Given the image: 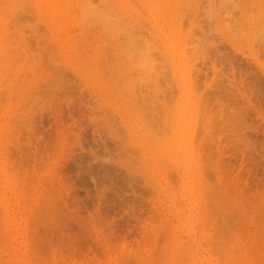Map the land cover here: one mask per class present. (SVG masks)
I'll list each match as a JSON object with an SVG mask.
<instances>
[{
    "label": "rangeland",
    "instance_id": "obj_1",
    "mask_svg": "<svg viewBox=\"0 0 264 264\" xmlns=\"http://www.w3.org/2000/svg\"><path fill=\"white\" fill-rule=\"evenodd\" d=\"M31 1L5 0L4 2V0H0V6L3 5L2 9L0 7V11L3 10V13L7 10L11 11V14L6 15L5 13L3 14L0 12L3 15L2 17L0 14V28L4 30L5 28L2 27H5L6 25L8 30V32H6V29L4 30L5 33L3 34V38L5 39L0 40L2 42L0 43V47H3V52H1V50L0 52L5 55L7 54L6 57L4 55L5 58H7L8 55L16 58H13L12 61V57L8 56L11 58V61L9 60L10 63L17 62L15 64L13 63L14 66L12 63L10 65L8 64L7 66L9 67L1 63L2 66L0 68V71H3L0 73V80L2 81H0V83L3 87L5 86L3 88L0 85V89H3L0 91V264H161V261L158 260L159 256L157 255H159L158 253L161 252L163 256L160 254V257L163 258L164 254H168V252L171 251V242H169L170 240H166L170 239L171 237V239L174 240L172 241L173 244L171 245L175 248L178 246L176 248L177 250L179 249V251L181 250L184 253L187 252L186 255H188V251L190 252L187 257H185L186 255L184 253L181 255L182 258L180 256V258L183 260L181 263L183 264H193L195 262V264H231L228 262L226 263L220 258V256L223 257V255H218L222 250L221 247H219L220 251H218L219 248L216 247L220 243L219 241H217V243L219 242L217 245L215 241V245L211 246L215 236L218 235H221V238L224 236V240L225 237H227L226 240L236 242L234 244L237 246L236 249L231 248L233 247L232 244L234 242L232 243L229 241L228 244H226L227 241H225L223 245H221L223 247L224 244L228 245L230 251L232 249L236 250V252L232 250L237 256L233 252L232 255L235 256L236 260H239L236 261V264L238 262L239 264H264V241L262 239L261 240L263 242L257 240L259 239L258 236H260V234L257 236L259 233L257 231L261 229L262 225V231H264V33H262L264 32V20L262 22L261 18L263 16L262 14H259H264V7L262 8L260 2L262 0H230L231 3H227V5L226 2H229V0H226L225 3H222L224 0H219L218 2L216 0L215 3L214 0H210L211 2L208 0H137L136 4V0H123V2L122 0H113L114 2L112 0H107L110 1L109 3H105L106 5L107 3L110 4L108 7L111 6V3L112 6L110 8H114L113 3L116 4L115 7H118L117 4H120L121 10L118 9L119 7L117 10L114 8L116 11H113V9H110L109 11V9H107V12L110 14L108 15L107 12H104L105 16L103 17L108 16L107 19L109 20L110 18L111 20V18L114 16L112 13L115 12V16L116 14H119L116 18H118V22H120L122 19V21H124L125 16H128V14L130 15L126 18L127 21L125 22H128V24L124 23L126 24L125 26L122 25V22V26H120V23H116L117 19L116 22L113 21L117 24V26L119 25L120 27L117 29L115 28L116 26H114V29L118 31L119 34L122 32V30H124L123 28L121 30V27L128 29L127 31L125 29L122 35L120 34L122 38H124L126 35H128V37L130 36L129 38L127 37L124 39L127 40L126 42L121 39L119 34H116L117 32H114L115 30H112L114 24H112V20L109 24V27H112L111 29H108L109 27L107 24L109 22L107 23L105 19H101L102 16L99 18L100 15L98 14V17L96 18H99L101 21H96L98 23L94 24L96 18L93 16V14L91 15V13H87L91 9L90 5L95 6L94 4L96 3H99L96 5H100V8L101 3H103L101 10L105 11V4L103 0H101V3L99 0H89L88 2L92 1L91 4L84 2L87 0H84L83 2L80 0L83 5L85 4L84 7L87 11L85 13L83 12L84 8L81 9L83 5L81 4L80 6V1L72 0L73 2H70L72 3L71 5L70 3H67L70 6H67L69 13L67 10V12H64L66 16L64 15L65 18L63 20L61 18V12L63 14V11H60L61 9L58 8L59 10H56L55 14L57 16L59 11L60 15L58 14V18H56L55 14H53V11H55L53 9H57V7L60 5L63 6L65 0H62L64 3H62L60 0V5L57 4V1L59 0H54L56 3H54V5L53 1L50 0L49 3L52 2L51 4L53 5V9L51 8V11L48 9L51 4L46 5L47 1L45 2V0H41L40 3V0ZM34 1L35 6L33 4ZM117 1L120 3H116ZM232 1L234 3L233 5H235L237 2L235 5L236 9L233 7V5L231 6ZM243 1H247V5L245 3L243 4L246 5V7L248 6V9L242 4ZM257 1L260 3L258 4ZM42 2H45V6H42ZM124 2L127 4L125 5ZM192 2L195 9L193 8V5H191ZM198 2L200 5L197 4ZM253 2L255 6H253ZM86 3L89 4L87 7L90 8L86 7ZM203 3L204 5L202 7L201 4ZM211 3L213 6L217 3L215 5L214 11L212 7V9L209 8L210 5L212 6ZM219 4H224V6L226 5V7H224L225 10L223 6H220ZM39 5L42 6V8L44 7L45 12L42 10V8V13L39 11ZM77 5H79L80 8H78ZM131 5L135 7L136 5L139 6L135 8ZM46 6L48 7L47 10L45 9ZM61 6L60 8H62ZM229 6H231V8ZM258 6L262 8V10H259ZM6 7L7 10L4 9ZM9 7L10 9H8ZM13 7L15 14L14 11H12ZM170 7L173 8L171 9ZM219 7L223 8L221 9L222 12L220 11ZM237 7L239 10H241V12L239 11L240 13L238 12ZM255 7L258 8L259 13L257 14L255 13ZM65 8L66 7L64 6L63 9ZM96 8L98 7L96 6ZM100 8L97 10L101 12ZM138 8H140V10ZM189 8H191V10ZM197 8H199L198 12ZM150 9L152 12L149 11ZM188 9L189 13L191 11L190 15L192 14L189 21L186 18L190 16L185 12ZM78 10L84 15L81 13L78 14ZM92 10L93 9H91V12H93ZM124 10L127 15L125 12L123 14ZM226 10H229V13ZM10 11L6 13H10ZM49 11L50 13L52 12L49 15L52 16L53 14L55 16L54 18H52L53 16L51 17L48 15ZM235 11H237L238 14L242 13V18L240 15L235 13ZM184 12L188 17L185 15L183 17L186 18L182 17ZM196 12L198 13V16ZM219 12L221 14H218ZM226 12L228 15H226ZM93 13L94 15L97 14L95 12ZM120 13L124 15L121 16L122 18H120ZM146 13L147 15H145ZM46 14L49 17V20L46 18ZM87 14L91 15L90 19L93 16L95 20L88 19L89 16H85ZM230 14L232 15L230 16ZM43 15L46 19L43 17ZM101 15H103L102 12ZM195 15L196 17L194 18ZM223 15H226L227 17H224ZM236 15L237 18L239 17V20L241 18L240 21L235 18ZM78 16L81 19L83 16H85L87 21L85 20V22L83 21L84 23H82V20H80ZM206 16L208 17L207 19ZM210 16L213 17V19L215 18V21L210 20L212 19ZM14 17L16 18L14 19ZM129 18L132 19L130 20ZM225 18H231L234 19V21L229 19L228 23L225 24L223 23L226 20ZM52 19L57 20L53 21ZM163 19H165L164 22ZM46 20L49 22L47 23ZM92 20H94V22H92ZM138 20H140V23L138 22L139 24L137 23ZM182 20H184V27L181 23ZM10 21L13 22L14 26ZM102 22H104V24L107 26L106 27L104 25L107 30L102 25V28L100 27V23ZM229 22H232V24H229ZM73 23H75V26H73ZM92 24L95 28H104V31L106 30V32L112 30L109 34L113 32L112 35H118L119 39L123 41L124 45L128 44L129 47L131 46L130 48L127 46L126 49H134L136 52L137 48L138 51L136 53L130 50L126 51L123 45L125 54H123V51H121V53L124 55V57L122 56L120 59V54L117 53L119 60L115 59L116 61H114L113 58L117 57L116 52H120L121 50L122 46L120 47V50L118 46L122 45V42H120V44L118 43V37L115 38L112 37V35L110 36L113 38V40L115 38L114 41L116 42L113 43L119 44L116 51L115 44L112 45V39L109 40L108 38L109 34L107 33V36L105 35L107 39L105 36L102 37L101 34L105 32L102 30L100 31L102 33H97L99 32L98 28L97 30H94V28H91ZM235 24H237L238 29H235ZM77 25H81L80 28L83 27V30L85 29L84 27L87 26L96 32L94 33L89 28L91 32H88L89 34L87 35L86 31L89 30L85 29L86 33L80 30L81 33H85L88 37L87 41H85L86 39L82 37L83 34H80V31H78L79 28L77 27L79 26ZM253 25L257 30L252 29L254 28ZM128 26L130 27L128 28ZM138 26H141V28ZM180 26H182V28ZM193 26H196V28L200 29V31L196 30L195 28L194 29L197 32L194 31L192 28ZM227 26H233L234 31H232V28H230L232 30L227 29ZM71 27H76L75 30L78 29V35L80 34V37L83 38H80L83 40V45H81L82 43H79L82 40L78 39L79 36L76 33L77 31L75 32L74 28L72 29ZM148 29H151L152 32L151 30L148 31ZM54 30H56L58 33ZM119 30L121 32H119ZM237 30L240 32H238V36H232V33H234L233 35H237V33H235ZM16 31L19 33L22 32L20 34L21 36L18 34V32L16 33ZM140 31L142 33L139 35L138 33ZM192 31L194 32L191 33ZM126 32H128V34L125 35L124 33ZM164 32L167 33L164 34ZM201 32L202 35L207 34V38L205 35L202 36ZM259 32L262 35H260ZM2 33H0V39H2ZM208 33L210 34L208 35ZM23 34L24 36H22ZM239 34L241 35L240 37ZM148 35H150V38H148ZM186 35L188 37L192 36V38L188 39ZM199 35L202 36V40L204 39V42H201L202 40L197 41L200 39ZM135 36L136 38H134ZM258 36H260V38H258ZM74 37H76L79 41H77L76 38L74 39ZM193 37L198 38H194L193 40ZM90 38H94L92 39L93 41H90L91 43L88 42V40H91ZM101 38L111 41L112 44H104V40L102 41ZM205 38L208 39V42L214 45L212 46L211 44H208L207 41L205 44ZM139 39H142L141 41L144 42V44L142 42L143 45L147 44L146 47L140 44L141 41H137ZM155 39L157 41H155ZM236 39L240 40L237 41ZM100 40L105 45H103L104 47L100 46L102 45V43H99L101 42ZM148 40L149 42L146 43ZM188 40L190 43L187 42ZM16 41H18V43H16ZM24 41H26V43ZM109 41L108 43H110ZM85 42L88 43L87 46L89 51L85 50L87 44ZM199 42L201 43V46H199L200 49H196L199 44L196 46V48L194 47V44ZM4 43H7V45L9 44L8 46L11 48L10 54L7 53V51L9 52V48L6 49L8 46H6ZM161 44L164 47L160 46ZM75 45H79V47L82 48L77 50L79 51V54L76 51L77 46ZM20 46L25 47L22 49ZM106 46L110 48L107 50ZM112 46H115L114 49ZM99 47L101 50L105 49L103 50L102 56V51L99 49ZM140 47H142V50H144L139 51V49L141 50ZM153 47L154 49L152 50ZM156 47L158 49H156ZM192 47L194 48L192 49ZM240 47L241 49H239ZM202 48L205 49V51L211 50L209 53L214 52L217 54L216 57L215 54L213 55V53L210 54V56L207 51V53H205L207 55L205 60H202V57H205L202 56L204 53ZM214 48L217 50H213ZM194 49L198 51H195ZM4 50H6V53ZM192 50H194L197 54L195 55ZM98 51H101L100 54ZM109 51L113 53H109ZM217 51H219V55ZM129 52L130 54L131 52L135 54H131V59L135 58L134 61L125 59V55H127V58L128 55L130 56V54H128ZM143 52L144 55H142ZM152 53H158L159 56L155 55L153 60L152 58H149V56L152 57ZM191 53L192 55H195L193 56L194 58L191 57ZM16 54H18V56ZM83 54H85L86 57ZM139 54L141 55L140 57H142L141 61L148 60L150 62L152 59L151 61L154 64L150 62L152 63L150 66L148 61V65H146L147 63H144V66L141 67L142 69L144 68V72L141 69L143 74L141 73V76H138L137 71L140 68L139 66L143 64H140L142 62L137 61V66L139 68L136 67V75L134 74L133 76L130 74V72H128V70L132 71L131 68L132 66H135L134 62L137 60V58L140 60L138 57ZM98 55L102 57V60H105L103 62H105L106 65H104L105 67L102 66L104 67L102 68L103 70L100 68L101 65H103V62H100L102 60L98 59ZM104 55L106 57H104ZM108 55H112V58L108 57ZM199 55L202 57H199ZM90 56L91 59L89 58ZM107 57L108 61L106 59ZM160 57H163L162 60ZM1 58L3 61L0 60V62L5 63V58H3V56ZM86 58H88V61ZM200 58L201 60L199 61L198 59ZM109 59H111L113 63L115 62L114 65L116 69H112V71L108 69L111 68L110 65L112 68H114L112 61L110 62ZM187 59L190 60V62L187 61ZM214 59L216 60L215 64H213ZM120 60L124 64L123 65L120 63L122 65L121 69H119L120 64L116 65L120 62ZM96 61H99L98 63H101V65H97ZM196 61L197 63H195ZM90 62L92 64L94 63V65H90ZM129 62H133L131 68L128 67ZM156 62H159L157 63L158 68L156 66ZM80 63H83L81 64L82 66ZM160 63H164V65L167 63V65H162L163 69H161ZM202 63L203 65H200ZM86 64L89 65L91 70L90 72L88 70V65ZM125 65L128 68H125ZM98 67L101 70H99ZM145 67L147 70H145ZM192 67H194L193 70H191ZM134 68L135 67H133V69ZM5 69H8V71H5ZM122 69H125V75V72ZM149 69H151V71ZM153 69L158 70L156 72L157 74L155 72L153 74ZM165 69L168 71H165ZM92 70L96 74L92 72ZM98 70L101 71V73ZM121 70L123 74H121ZM146 71H148V73ZM160 71L161 74L159 75L158 73ZM145 72L147 73L148 77H146V75L144 76ZM162 72L164 74L166 73L164 77ZM3 73L4 75H2ZM113 73H115V76L117 74L119 75L116 77V79L118 78L116 83H125L117 86L118 83L116 84L114 82L115 78L112 81V83L114 82L113 84H115L118 89L119 87H122L120 89V91L123 90L121 91L122 93L120 91L118 92V89L112 90L111 93H109L110 91L104 90L106 89L104 86H106V84L111 80L110 77L113 78ZM129 74L136 79V83L131 84L134 82V79H132L133 81L127 80L131 79ZM8 75H13V77ZM15 75L18 76V79ZM103 75L105 77L107 75V79L109 77L110 80L107 82V79H102L101 76ZM155 75L158 76V78L157 76L155 77L156 80L154 78ZM189 75L192 76L190 77ZM124 76L125 78H123ZM149 76L153 79L151 78L149 81H147L146 78L149 79ZM97 77L101 79L98 81ZM161 78L162 81L164 80V83L165 81L166 83L168 81L169 84H164L161 81ZM124 79L127 81V83L130 81V84L133 86L128 88V84H126ZM102 80L103 85H100V81ZM138 80H143L144 82L147 81V85L145 84L146 82L143 83L139 82ZM18 81H21L19 82L20 84ZM96 81L99 84L96 83ZM141 83L145 85L142 86ZM135 84H137V86ZM149 84L153 86V90L152 86L150 87ZM160 84H162L161 86L164 89L160 87ZM191 84L193 86L195 85L194 87L197 89L196 91L194 87L191 86ZM8 85L11 86V90L6 92V96L5 90L9 89ZM12 85H14L13 88L16 87L14 88L16 91L13 90L14 92L12 91ZM115 85L111 86L110 84L109 86L115 88ZM126 87L127 90L125 91ZM142 88H144V92L142 91ZM128 89L129 92L132 91L131 94L134 93L135 95H129L127 92ZM145 89H151V91H145ZM161 89L162 91H160ZM107 90H110L108 86ZM114 91L117 93L114 94ZM138 91L139 93H137ZM140 91H142L143 94ZM193 91L196 93H193ZM15 92L17 93L16 95L18 97H16ZM157 92L160 93L158 94ZM124 94L125 96L129 95L130 99L128 98L129 96L125 98V100L122 99L124 98L122 97ZM149 94L154 99L151 98ZM140 95H145L147 101L143 96L140 97ZM14 96L15 98H13ZM135 96H139V99L142 100L145 99V102H141V100H139V103H144V106H140L138 103V97L136 98ZM1 97H4V101L1 99ZM198 98L202 101H200ZM12 99L15 100L12 101ZM120 99L123 103L120 101ZM129 100L132 104L129 103ZM127 101L131 106L127 103ZM1 102H4V104H1ZM133 104L137 106H133ZM197 104L199 105L197 106ZM10 105H12V107ZM121 105H123V107H121ZM129 106L130 108H125ZM146 106H148L147 108L149 109L144 108ZM211 106L213 107L211 108ZM139 107L140 109L144 108L143 110H149L148 112L150 114L146 111H143L142 109L139 110ZM135 108H137L139 112ZM127 109H130V111H127ZM158 110L159 113L157 114ZM141 111L145 114V116L143 113V115L140 116ZM165 111H168L167 113L169 114V121H166L168 114ZM129 116L131 119H129ZM149 118H151L153 122H151ZM153 119H155V121ZM130 121L136 124H131ZM153 123L155 126L158 125L157 128ZM2 124L6 127H4V132L1 130L3 128ZM123 124L125 125L123 126ZM150 124H152L156 130L152 128L154 129L152 131L151 127L149 128V126H151ZM167 124L170 125L168 126ZM136 125H138V128H140L138 129ZM133 126L134 129L135 127L137 129H132ZM159 128L161 131L158 130ZM163 130H167L168 134ZM139 131H141L140 135ZM145 132L147 135L149 134V140L152 136L151 139L153 142L156 141L157 143L155 142V144L159 145L154 147L158 146L159 148H164V150L160 148L161 151H165V156H169L171 161L174 160L173 162H168V157L163 158L164 160H160V156L164 157V154L158 156V153H161V151L158 147V149L153 148V144L151 146L150 143L152 142L147 140L148 136L145 134ZM160 132L161 134H159ZM135 133L139 136L137 135L136 137ZM155 133L158 135L155 136ZM131 136L132 141L130 140ZM140 139H142L141 142ZM164 139L168 142H166ZM194 139H196V145L192 142ZM148 145L149 147H146ZM167 146L170 149H168ZM174 147L177 152H174ZM148 148L150 149V153H148ZM155 149L156 151L159 150V152H155ZM146 155L148 156V159ZM152 155L156 157H153L156 159L155 161H153L154 159L151 158ZM187 159L189 160L188 163ZM162 160L164 163L166 160H168L166 162L168 164L165 163L164 165ZM182 161L187 165H184ZM156 163L157 165L159 164V167L156 165ZM192 165L194 167H192ZM185 166L186 168H184ZM189 167L193 169H190ZM184 169L188 171L185 172ZM189 171L190 175H192L193 172L195 174L194 182H192L195 184H193V187L192 183H188V179L190 178H188V175L186 174H188ZM203 180L206 181L207 186L205 187V191L209 188H213L211 192V189H209V198L207 200L210 201L209 203L215 206L214 208L211 205L214 210L211 206H209L208 210H210V213L213 212L211 213L212 215H210V213L207 214L209 212L207 210V205L209 203L207 204V201L205 203V200L207 199L205 198L207 197V195L205 196L206 192L202 193V190L204 191V187L201 184ZM203 184L205 186V183ZM200 185L203 188H200ZM190 187L196 190L191 192ZM188 189L190 192H188ZM174 192L177 194H174ZM189 193L191 194L190 196ZM197 196L199 197V202H197ZM201 197H203V205L201 204ZM213 198H215V203H212ZM195 203H197V205ZM201 205L206 209L204 208L202 210ZM218 206L220 207L219 209L223 210H220V212L219 209L216 210ZM200 208L202 212L199 211ZM205 210H207V213ZM198 211L202 213V216L204 214L207 216L202 217ZM218 212L221 214V216ZM197 222L201 223L199 224L201 227ZM228 230H230L231 233L228 232ZM212 232H214L215 235H212ZM232 233H234V236L237 234L238 236H236L238 238H236V236L234 237L233 235L231 236ZM262 234L263 235L260 236V238L264 237V232ZM209 235L213 237L211 238L213 240L209 238ZM195 238H198L199 240ZM207 241L211 243L208 244ZM222 242L223 241L221 240V243ZM166 245L169 246L167 247ZM163 246L166 248L164 249ZM225 247L222 252L227 251V248L225 249ZM162 248L168 252L162 253V251H164ZM148 252L150 254L149 256ZM192 253H195L196 257ZM166 260H168V257ZM169 261L171 263L172 260L169 259L168 262ZM178 263L180 264V260Z\"/></svg>",
    "mask_w": 264,
    "mask_h": 264
},
{
    "label": "bare ground",
    "instance_id": "obj_2",
    "mask_svg": "<svg viewBox=\"0 0 264 264\" xmlns=\"http://www.w3.org/2000/svg\"><path fill=\"white\" fill-rule=\"evenodd\" d=\"M9 1H10V0H9ZM30 1H31V0H30ZM38 1H39V0H38ZM43 1H44V0H43ZM46 1H47V2H46ZM52 1H53V5H54L55 2H54V0H52ZM63 1H64V0H63ZM71 1H72V0H70V1H69V0H65V3H66V5H65V3L62 2V0H61V2L64 3L63 6H61V5L59 4V2H60V0H59V1H57V4L60 5L62 8H60V6H58L57 9H56V8L53 9V5L51 4L52 2L49 3L50 0H49V1H48V0H45L46 5H47V4H49V5L51 4L49 8L46 6L45 9L47 10V8H48V9L51 11V8H52L53 10H55V11L52 10V11H53V14H55L56 10L61 9L60 11H63V14H62V12H61V16H62L61 18H62V20H63V19L65 18V16H66L64 12H67V11L69 10V9L67 8V6H69L68 4H69ZM79 1H80V0H79ZM83 1H84V0H82V2H83ZM88 1H89V0L84 1V2H88ZM103 1H104V4H105L106 2H108V3L110 2V1H107V0H106V1L103 0ZM112 1H113V0H112ZM119 1H120V0H119ZM119 1H117L116 3H118ZM128 1H129V0H128ZM132 1H133V0H132ZM132 1H131V2H132ZM134 1H135V0H134ZM139 1H140V0H139ZM155 1H156V0H155ZM160 1H161V0H160ZM188 1H189V0H188ZM192 1H193V0H192ZM196 1H198V0H196ZM206 1H207V0H206ZM208 1H210V0H208ZM215 1H216V0H214V3H215ZM218 1H219V0H217V2H218ZM221 1H222V0H221ZM225 1H226V0H224V2H222V3H225ZM254 1H255V0H254ZM259 1H260V0H259ZM4 2H5V0H4ZM6 2H7V1H6ZM25 2H26V1H25ZM31 2H32V1H31ZM36 2H37V1H36ZM40 2H41V0L39 1V3H40ZM45 2H42L43 5H42V4H40V5L45 6ZM72 2H73V1H72ZM93 2H94V1H93ZM99 2L101 3V0H99ZM113 2H114V1H113ZM122 2H123V0H122ZM131 2H130V3H131ZM174 2H175V1H174ZM199 2H201V1H199ZM199 2H198L197 4H199ZM210 2H211V1H210ZM246 2H247V1H245V2L243 1L242 4L245 3V4L247 5ZM257 2H258V1H257ZM260 2H261V6H262V8H263V7H264V2H263V0L260 1ZM260 2H258V4H259ZM10 3H11V2H10ZM17 3H18V2H17ZM19 3H20V2H19ZM67 3H68V4H67ZM88 3L91 4L92 1H91V2H88ZM95 3H96V2H95ZM108 3H107V5H106V4L104 5L106 9H105L104 6H103V8H104L105 11L101 10V9H102V4H103V3H101V8L99 7L100 5H96V4H99V3H96V4L93 3L95 6H91V5H90L91 9H93L92 11L95 12V13H97V14H95L96 16L94 15L93 12H91V9L89 10L90 12H89V11L87 12L86 9H85V7H84L85 4L83 5V3H81V1H80V6H81V4H82L83 7H82L81 9L84 8V9H83L84 11H83V10H81V11H83L84 13H85V12H87V13H91V15L93 14V16H94L95 18L98 17V16H97L98 14L100 15L99 18H101V16H102L101 19H105L107 23L109 22L108 24L106 23V24L108 25V27H109V24H110V22H111V20H112V24L114 23V24H113V27L110 26L108 29H111V27H112V28H113V29H112L113 31L115 30V29H114V26H116L115 28H117V29L120 28L119 25L117 26L116 23H118V24L120 23V26H122V25L125 26L126 24H128V22L126 23L125 21H127L126 18L130 16L129 14H128V16H125L124 21H122V20H123V19H122L120 22H118V18H116L119 14H118V15L116 14V16H115V14H114L115 12L112 13V15H114V16L112 17L113 19L111 18V20H110V18H109V20L107 19V17H108L107 15H106L107 17H103V16H105L104 12H107V11H108L107 9H109V11H110V9H111V10L113 9V11H116L118 7H119L118 9H120V7H121L120 4H117L118 7H115L116 4L113 3V7L116 9V10H114V8H110V7L112 6V3H111V6H110V7H108V6L110 5V4H108ZM119 3H120V2H119ZM133 3H134V2H133ZM136 3H137V0H136L135 4H136ZM187 3H188V2H187ZM220 3H221V2H220ZM227 3H231L230 0H229V2H228V1L226 2V5H227ZM248 3H249V2H248ZM0 4H1V3H0ZM2 4H3V3H2ZM22 4H23V3H22ZM33 4H34V6H35V1H34ZM33 4H32V5H33ZM37 4H38V3H37ZM55 4H56V3H55ZM71 4H72V3H70V5H71ZM73 4H74V3H73ZM86 4H87V3H86ZM121 4H123V3H121ZM124 4L126 5L127 3L124 2ZM124 4H123V5H124ZM135 4H134V5H135ZM149 4H150V3H149ZM181 4H182V3H181ZM188 4H189V3H188ZM188 4H187V5H188ZM211 4H212V3H211ZM216 4H217V3H216ZM216 4H214V6H213V4H212V6L209 4L210 7H209V6H207V7H209V8L212 7V8H213V11H214V8H215V5H216ZM233 4H234V3H233V1H232L231 6H232ZM236 4H237V2H236ZM236 4H235V5H236ZM255 4H256V3H255ZM12 5H13V3H12ZM30 5H31V4H30ZM30 5H29V7H30ZM40 5H39V6H40ZM49 5H48V6H49ZM88 5H89V4H87L86 7H87ZM128 5H129V4H128ZM172 5H173V4H172ZM191 5H193V2H192ZM199 5H200V4H199ZM201 5H202V7H203L204 3L201 4ZM206 5H207V3H206ZM219 5H220V4H219ZM219 5H218V6H219ZM221 5H222V4H221ZM221 5H220V6H221ZM226 5L224 6V4H223V5H222L223 8L226 7ZM235 5H233L234 8L236 7ZM243 5H244V4H243ZM246 5H244V7L248 9V6L246 7ZM2 6H3V5H2ZM2 6H0L1 9H2ZM16 6H17V5H16ZM16 6H14V7H16ZM21 6H22V5H21ZM39 6H38V7H39ZM42 6H40V10H39V11H41V13H42V10H44V7L42 8ZM51 6H52V7H51ZM64 6L66 7L65 9H63ZM96 6H97L98 8H96ZM106 6H107V7H106ZM131 6H133V5H131ZM137 6H139V5H136V7H137ZM140 6H141V4H140ZM231 6H229V7L231 8ZM237 6H238V5H237ZM253 6H255V5H254V2H253ZM10 7H11V6H10ZM10 7H9L8 9H10ZM14 7H13V10H12V11H14ZM23 7H25V6H23ZM32 7H33V6H32ZM69 7H70V6H69ZM77 7L80 8L79 5H77ZM90 7H87V8H90ZM93 7H95V8H93ZM127 7H128V6H127ZM133 7H135V6H133ZM136 7H135V8H136ZM188 7H190V6H188ZM191 7H192V6H191ZM229 7H228V8H229ZM233 7H232V8H233ZM258 7H259V6H258ZM25 8H27V7H25ZM33 8H34V7H33ZM41 8H42V10H41ZM58 8H59V9H58ZM99 8H100V10H101V12H102L103 15H101V12H100L99 10H97V9H99ZM140 8H141V7H140ZM140 8H138V9L140 10ZM170 8L172 9L173 7H170ZM186 8H187V6H186ZM186 8H185V9H186ZM193 8H194V5H193ZM212 8H211V9H212ZM219 8H220V7H219ZM223 8L221 7V8H220V11H221V9H223ZM228 8H227V9H228ZM230 8H229V9H230ZM237 8H238V7H237ZM241 8H242V7H241ZM252 8H253V7H252ZM252 8H251V10H252ZM255 8L257 9V12H256V9H255V13H256V14L259 13V12H258V8H257V7H255ZM262 8L259 7V10H262ZM4 9L7 10V7L4 8ZM37 9H38V8H37ZM70 9H71V8H70ZM94 9H95V11H94ZM142 9H143V8H142ZM142 9H141V10H142ZM160 9H161V8H160ZM189 9L191 10V8H189ZM189 9H188L187 11H185V12L188 13L190 17H188L187 15H185V12H184V14L182 15V17H183L184 15H185L186 17H188V18L183 17V18H186L188 21L191 19V15H192V14L190 15L191 11H190V13H189ZM194 9H195V8H194ZM198 9H199V8H197V12H198ZM207 9H208V8H207ZM211 9H209V10H211ZM217 9H218V8H217ZM235 9H236V8H235ZM247 9H246V10H247ZM33 10H34V9H33ZM66 10H67V11H66ZM79 10H80V9H79ZM79 10H78V12H77L78 14L81 13V12H79ZM120 10H121V9H120ZM125 10H126V6H125ZM125 10L123 11V14H124ZM127 10H128V9H127ZM143 10H144V9H143ZM161 10H162V9H161ZM181 10H182V9H181ZM224 10H225V8H224ZM231 10H232V9H231ZM246 10H245V11H246ZM2 11H3V10H1L0 12H2ZM9 11H10V10H7L6 12H9ZM50 11H49L48 15L52 13V12L50 13ZM149 11H151V9H150ZM182 11H183V10H182ZM203 11H204V10H203ZM205 11H206V10H205ZM207 11H208V10H207ZM213 11H212V13H213ZM226 11H228V13H229V10H226ZM239 11L241 12V10H239V8H238V12H239ZM253 11H254V10H253ZM6 12H4L5 15H6V14H11V11H10V13H6ZM44 12H45V10H44ZM98 12H99V13H98ZM111 12H112V11H111ZM118 12H119V11H118ZM144 12H145V11H144ZM151 12H152V11H151ZM197 12H196V13H197ZM221 12H222V11H221ZM232 12H233V11H232ZM240 12H239V13H240ZM251 12H252V11H251ZM2 13H3V12H2ZM2 13H0V14L2 15ZM4 13H3V14H4ZM35 13H36V12H35ZM68 13H69V11H68ZM107 13H108V12H107ZM116 13H117V12H116ZM226 13H227V12H226ZM226 13H225V14H226ZM228 13H227L226 15H228ZM230 13H231V12H230ZM235 13H237V11H235ZM243 13H244V12H243ZM14 14H15V11H14ZM43 14H44V13H43ZM53 14H52L53 17H52L51 15H49V16H51L52 18H54V17L56 16V14H55V16H54ZM58 14H59V11H58ZM58 14H57L56 18H58ZM81 14L84 15L83 13H81ZM109 14H110V13H108V15H109ZM123 14L120 13V18H122L121 16H124ZM125 14H126V12H125ZM143 14H144V13H143ZM206 14H207V13H206ZM210 14H211V11H210ZM210 14H209V15H210ZM213 14H214V13H213ZM218 14H221V13L219 12ZM237 14H238V13H237ZM246 14H247V12H246ZM256 14H255V15H256ZM259 14H260V15L262 14V16L264 17V14H263V13H259ZM1 15H0V16H1ZM40 15H41V14H40ZM46 15H47V14H46ZM48 15H47L46 18H48V20H49ZM59 15H60V14H59ZM64 15H65V16H64ZM71 15H72V14H71ZM91 15H90V14H89V15L87 14V15H85V16H89L88 19H90V16H91ZM126 15H127V14H126ZM145 15H147V13H146ZM207 15H208V14H207ZM226 15H225V16L223 15V16H224V17H227ZM231 15H232V14H230V16H231ZM233 15H234V14H233ZM238 15L241 16L242 13H241V14H238ZM35 16H36V15H35ZM63 16H64V17H63ZM79 16H80V15H79ZM79 16H78V17H79ZM85 16H83L84 19H83V18H82V19L80 18V17H82V16L79 17L80 20H82V21H81L82 23H84L85 20H86V19H85V18H86ZM93 16H92L91 19H94V20H95V18H94ZM160 16H161V13H160ZM162 16H163V15H162ZM197 16H198V13H197ZM211 16H212V14H211ZM211 16H210V18H212V19H210V20L215 21V18L213 19V17H211ZM220 16H221V15H220ZM251 16H253V15H251ZM262 16H261V17H262ZM2 17H3V15H2ZM4 17H5V16H4ZM9 17H10V15H9ZM43 17H44V15H43ZM78 17H77V18H78ZM109 17H110V16H109ZM114 17H115V19H114ZM170 17H171V15H170ZM195 17H196V15L194 16V18H195ZM228 17H229V16H228ZM233 17H234V16H233ZM233 17H232V18H233ZM258 17H259V16H258ZM263 17L261 18L262 22H263V20H264ZM5 18H7V17H5ZM10 18H11V17H10ZM15 18H16V17H14V19H15ZM44 18H45V17H44ZM46 18H45V19H46ZM59 18H60V17H59ZM99 18H98V19L96 18L95 22H94V20H92V22H94V24H95V23H98L99 21H101V20H99ZM120 18H119V19H120ZM142 18H143V17H142ZM163 18H164V17H163ZM207 18H208V17L206 16V19H207ZM221 18H222V17H221ZM221 18H220V19H221ZM235 18H237V15H236ZM238 18H239V17H238ZM238 18H237V20H239ZM241 18H242V16H241ZM241 18H240V20H241ZM12 19H13V18H12ZM75 19H76V18H75ZM91 19H90V20H91ZM116 19H117V22H116ZM129 19H130V18H129ZM131 19H132V18H131ZM131 19H130V20H131ZM140 19H141V17H140ZM154 19H155V18H154ZM225 19H226V20H225V22H223V23L226 24V23H228L229 19H231V18H225ZM227 19H228V20H227ZM1 20H2V19H1ZM8 20H9V18H8ZM42 20H43V19H42ZM52 20H53V19H52ZM55 20H57V19H54L53 21H55ZM136 20H137V19H136ZM187 20H186V22H187ZM193 20H194V19H193ZM231 20L234 21V19H231ZM240 20H239V21H240ZM254 20H255V18H254ZM259 20H260V19H259ZM261 20H260V21H261ZM37 21H38V20H37ZM43 21H44V20H43ZM59 21H60V19H59ZM83 21H84V22H83ZM86 21H87V20H86ZM96 21H98V22H96ZM102 21H103V20H102ZM113 21H115L116 23L113 22ZM128 21H129V20H128ZM132 21H134V20H132ZM142 21H143V20H142ZM164 21H165V19H163V22H164ZM183 21H184V20L181 21L182 25H183ZM194 21H195V20H194ZM196 21H197V20H196ZM222 21H223V20H222ZM226 21H227V22H226ZM235 21H236V19H235ZM242 21H243V20H242ZM252 21H253V20H252ZM256 21H257V19H256ZM260 21H258V22H260ZM1 22H2V21H1ZM5 22H6V21H5ZM10 22H12V21H10ZM46 22L48 23L49 21L46 20ZM72 22H73V21H72ZM74 22H77V21H74ZM90 22H91V21H90ZM92 22H91V23H92ZM104 22H105V21H104ZM104 22L100 23V27H101V25H102V26L105 25ZM121 22H122L123 24H122ZM134 22H136V21H134ZM138 22L140 23V20H138L137 23H138ZM173 22H174V21H173ZM236 22H237V21H236ZM14 23H15V22H14ZM124 23H126V24H124ZM139 23H138V24H139ZM141 23H142V22H141ZM145 23H146V22H145ZM211 23H212V22H211ZM230 23L232 24V22H229V24H230ZM234 23H235V22H234ZM252 23H253V22H252ZM252 23H251V25H252ZM8 24H9V23H8ZM8 24H7V25H8ZM15 24H16V23H15ZM19 24H20V23H19ZM35 24H36V23H35ZM54 24H55V23H54ZM71 24H72V23H71ZM74 24H75V23H73V26H75ZM80 24H81V23H80ZM87 24H88V23H87ZM87 24H85V25H87ZM121 24H122V25H121ZM132 24H133V23H132ZM135 24H136V23H135ZM147 24H149V23H147ZM240 24H241V22H240ZM249 24H250V23H249ZM257 24H258V23H257ZM259 24H260V23H259ZM262 24H263V23H262ZM2 25H3V24H2ZM12 25L14 26L13 22H12ZM24 25H25V24H24ZM81 25H83V24H81ZM81 25H77V26H79V27H77V28H79V30H78V29H77V30H78V31L81 30L82 32H85V29H86V30H89V31H86L87 33L85 32L87 35L89 34L88 32H91V30L94 32V30H95V29L97 30V28H98V27H97V28L93 27V24H92V27H91V28H94V30L91 29V28L89 27V28L91 29V30H90V29L87 27L88 25L86 26L87 28L84 27L85 29L83 30V29H82L83 27L80 28ZM96 25H97V24H96ZM98 25H99V24H98ZM136 25H137V24H136ZM157 25H158V24H157ZM184 25H185V24H184ZM184 25H183V27H184ZM195 25H196V23H195ZM233 25H234V24H233ZM235 25H236V26H235V29H238L237 24H235ZM34 26H35V25H34ZM48 26H49V25H48ZM105 26H106V25H105ZM105 26H104V27H105ZM145 26H147V25H145ZM145 26H144V27H145ZM215 26H216V25H215ZM253 26H254V25H253ZM258 26H259V25H258ZM262 26H263V25H262ZM22 27H25V26H22ZM22 27H21V28H22ZM53 27H54V26H53ZM60 27H62V26H60ZM106 27H107V26H106ZM106 27H105V29H106ZM129 27H130V26H128V28H129ZM138 27L141 28V26H138ZM180 27L182 28V26H180ZM227 27H228V28H227ZM227 27H226V28L229 29V30H232V29H233V26H232V27L227 26ZM236 27H237V28H236ZM240 27H241V26H240ZM263 27H264V26H263ZM2 28H5V29H6V32H8V30H7V28H6V25H5V27H2ZM13 28H14V27H13ZM21 28H20V29H21ZM27 28H28V26H27ZM27 28H26V29H27ZM56 28H58V27H56ZM68 28H69V27H68ZM71 28H72V27H71ZM73 28H74V30L76 29V27H73ZM73 28H72V29H73ZM101 28H102V27H101ZM101 28H100V29L98 28L99 32H97V33H102V32H100V31H102V30L104 31V28H103V29H101ZM122 28H123L124 30H122ZM146 28H147V27H146ZM149 28H150V27H149ZM151 28H152V27H151ZM192 28H193V29L195 28L196 30H199V31H200V29H197L196 26H193ZM198 28H199V27H198ZM214 28H215V27H214ZM230 28H232V29H230ZM244 28H245V25H244ZM251 28H252V27H251ZM257 28H258V27H257ZM0 29H1V28H0ZM5 29H4V30H5ZM8 29H9V28H8ZM17 29H18V28H17ZM23 29H24V28H23ZM29 29H31V28H29ZM35 29H36V28H35ZM50 29H51V28H50ZM53 29H54V28H53ZM69 29H70V28H69ZM72 29H71V30H72ZM125 29H126V28L121 27L122 32L119 30V32H121V33H120L121 35L123 34V31H125ZM195 29H194V31H196ZM252 29H255V26H254V28H252ZM4 30L1 29V32H0V33H2V32H3V33L1 34V35H2V36H1L2 39H0V40L5 39V38H3V36H4L3 34L5 33ZM66 30H67V29H66ZM74 30H73V31H74ZM77 30H75V32H76ZM106 30H107V29H106ZM106 30L104 31L105 33H102V34H101L102 37H104L107 33L109 34V33L112 31V30H110L109 32H106ZM127 30H128V29H126V31H127ZM131 30H132V28H131ZM141 30H142V29H141ZM150 30H151V29H148V31H150ZM181 30H182V29H181ZM202 30H203V29H202ZM202 30H201V31H202ZM245 30H246V29H245ZM255 30H257V29H255ZM9 31H10V30H9ZM20 31H21V30H20ZM35 31H36V30H35ZM51 31H52V30H51ZM54 31H56V30H54ZM69 31H70V30H69ZM78 31L76 32L77 35H78ZM81 31H80V34H83V33H81ZM166 31H167V30H166ZM194 31H192L191 33H193ZM204 31H205V30H204ZM210 31H211V30H210ZM232 31H234V29H233ZM232 31H231V32H232ZM259 31H260V30H259ZM17 32H18V31H16V33H17ZM56 32H57V31H56ZM70 32H71V31H70ZM70 32H69V33H70ZM95 32H96V31H95ZM95 32H94V33H95ZM114 32H117L116 34H119L118 31H116V30H115ZM151 32H152V30H151ZM189 32H190V31H189ZM196 32H197V31H196ZM206 32H207V31H206ZM238 32H239L238 30H237V32L235 31V33H237V35H233L234 33H232V36H238ZM256 32H258V31H256ZM21 33H22V32H21ZM21 33L18 32L19 35H20ZM33 33H34V32H33ZM47 33H48V32H47ZM47 33H46V34H47ZM49 33H50V32H49ZM57 33H58V32H57ZM64 33H65V32H64ZM69 33H68V34H69ZM85 33H84V34H85ZM129 33H130V30H129ZM133 33H134V32H133ZM141 33H142V32L140 31L138 34L140 35ZM144 33H145V32H144ZM165 33H167V32H164V34H165ZM187 33H188V32H187ZM210 33H211V32H210ZM210 33H208V35H209ZM239 33H240V32H239ZM259 33H260V32H259ZM262 33H264V32H262ZM8 34H9V33H8ZM66 34H67V33H66ZM70 34H71V33H70ZM80 34L78 35V36H79L78 39H79V40H82V39H83L82 37H84V39H86L85 41H87L88 37L86 36V34H85V35L83 34L84 36L82 35V37H80ZM103 34H104V35H103ZM112 34H113V32H112L111 34H109V37H108V38H109V40L112 39V43H113V42H116V41H114V40H115V38L118 37V35L116 36V35H112ZM120 34H119V36H120ZM124 34L126 35V34H128V32H126V33H124ZM138 34H137V35H138ZM146 34H148V33H146ZM153 34H154V33H153ZM19 35H18V36H19ZM51 35H52V34H51ZM77 35H76V36H77ZM99 35H100V34H99ZM111 35H112V37H115L114 40H113L112 37H110ZM129 35H130V34H129ZM135 35H136V34H135ZM188 35H189V34H188ZM201 35H202V32H201ZM204 35H205V34H204ZM204 35H202V36H204ZM206 35H207V34H206ZM206 35H205V36H206ZM230 35H231V34H230ZM260 35H262V34L260 33ZM14 36H15V34H14ZM16 36H17V35H16ZM20 36H21V35H20ZM22 36H24V34H23ZM48 36H49V34H48ZM56 36H57V35H56ZM78 36H77V37H78ZM90 36H91V35H90ZM90 36H89V37H90ZM106 36H107V35H106ZM106 36H105V38H106ZM154 36H155V35H154ZM186 36H187V35H186ZM199 36H200V35H199ZM202 36H200V37H199L200 39L197 40V41L202 40ZM223 36H224V35H223ZM240 36H241V35L239 34V37H240ZM60 37H61V36H60ZM60 37H57V38H60ZM92 37H93V35H92ZM100 37H101V36H100ZM120 37H121V36H120ZM123 37H124V36H123ZM127 37H128V35H126L124 38L121 37V39L124 40V39H126ZM129 37H130V36H129ZM129 37H128V38H129ZM140 37H141V36H140ZM144 37H145V34H144ZM156 37H157V36H156ZM156 37H154V38H156ZM187 37H188V36H187ZM187 37H186V38H187ZM210 37H211V36H210ZM224 37H225V36H224ZM243 37H244V36H243ZM255 37H256V36H255ZM263 37H264V36H263ZM19 38H20V37H19ZM75 38H76V37H74V39H75ZM80 38H82V39H80ZM105 38H104V39L101 38L102 41L104 40V41H103L104 44H106V43H107L108 45H109V44H112L111 41H109V40H105ZM131 38H132V36H131ZM134 38H136V36H135ZM148 38H150V35H148ZM189 38H192V36H191V37H188V39H189ZM194 38L197 39L198 37H197V38H196V37H193V40H194ZM206 38H207V36H206ZM206 38H205V39H206ZM208 38H209V37H208ZM256 38H257V37H256ZM258 38H260V36H258ZM6 39H7V38H6ZM8 39H9V37H8ZM16 39H17V38H16ZM20 39H21V38H20ZM61 39H62V38H61ZM76 39H77V38H76ZM78 39H77V41H79ZM90 39H91V38H90ZM92 39H94V38H92ZM92 39H91V40H88V42L93 41ZM99 39H100V38H99ZM106 39H107V38H106ZM117 39H119V37H118ZM117 39H116V40H117ZM121 39H119V42H118V43L122 42V45L118 46V45H119L118 43H113V44H112V45L115 44V46H116V49H115V50H116V51H117V46H118L119 50H120V47L122 46L120 52H116V55H117V53L120 54V56H119L120 59H121L122 56L124 57V55H123V54H125L124 47H125V50H126V51H127V50L129 51V50H130V51H133L134 53H136V52L138 51L137 48H136V50H137L136 52H135L134 49H133V50L129 49L131 46L129 47L128 44H127V45H124V44H123V41H122ZM170 39H171V38H170ZM237 39H238V38H237ZM237 39H236V40H237ZM11 40H12V39H11ZM23 40H24V39H23ZM23 40H22V41H23ZM101 40H100V41H101ZM129 40H130V39H129ZM134 40H135V39H134ZM141 40H142V39H141ZM141 40L139 39V40H137V41L140 42ZM145 40H146V39H145ZM150 40H151V39H150ZM193 40H192V41H193ZM203 40H204V39H203ZM203 40H202L201 42H204ZM207 40H208V39L205 40V44L208 42ZM239 40H240V39H239ZM239 40H237V41H239ZM263 40H264V39H263ZM6 41H7V40H6ZM22 41H21V42H22ZM102 41L99 42V43H102ZM105 41H106V42H105ZM108 41H109L110 43H108ZM117 41H118V40H117ZM124 41L126 42L127 40H124ZM131 41H132V40H131ZM151 41H152V40H151ZM155 41H157V40L155 39ZM168 41H169V39H168ZM178 41H179V40H178ZM192 41H191V42H192ZM197 41H195V42H197ZM206 41H207V42H206ZM252 41H253V40H252ZM258 41H259V39H258ZM260 41H261V40H260ZM9 42H10V40H9ZM24 42L26 43V41H24ZM142 42H143V41H141L140 44H142ZM148 42H149V40L146 41V43H148ZM158 42H159V41H158ZM185 42H186V41H185ZM187 42H189V40H188ZM212 42H213V40H212ZM243 42H244V41H243ZM0 43H2V42L0 41ZM16 43H18V41H16ZM63 43H64V42H63ZM79 43H82L81 45H83V40L80 41ZM79 43H75V44H79ZM85 43H87V42H85ZM85 43H84V44H85ZM90 43H91V42H90ZM97 43H98V42H97ZM129 43H130V42H129ZM132 43H133V41H132ZM159 43H161V42H159ZM189 43H190V42H189ZM240 43H242V42H240ZM4 44H6V46L9 45V44L7 45V43H4ZM104 44L102 43V45H100V44H98V45L103 46ZM116 44H117V45H116ZM120 44H121V43H120ZM133 44H134V43H133ZM140 44H139V46H140ZM143 44H144V42H143ZM143 44H142V45H143ZM193 44H194V43H193ZM198 44H199V45H198ZM200 44H201L200 42H199V43H195V44H194V47L196 48V46L198 45L196 49H198V48L200 49V47H199V46H201ZM208 44H211L212 46L214 45V44H212V43H210V42H208ZM253 44H254V43H253ZM253 44H252V45H253ZM256 44H257V43H256ZM0 45H1V44H0ZM2 45H3V44H2ZM18 45H22V44H18ZM87 45H88V43L86 44V47H87V48L85 47V50L89 51ZM89 45H90V44H89ZM108 45H107V46H108ZM123 45H124V47H123ZM135 45H137V44H135ZM146 45H147V44H145V45H143V46L146 47ZM149 45H150V44H149ZM149 45H148V46H149ZM153 45H154V44H153ZM188 45H189V44H188ZM211 45H210V47H211ZM261 45H262V44H261ZM4 46H5V45H4ZM6 46H5V48H6ZM12 46H13V45H12ZM75 46H77L76 51H77V50H80L79 48H81V47H79V45H75ZM84 46H85V45H84ZM94 46H95V45H94ZM94 46H93V47H94ZM104 46H105V45H104ZM104 46H103V47H104ZM107 46H106V47H107ZM110 46H111V45H110ZM115 46H114V47H115ZM127 46L129 47L128 49H126ZM133 46H134V45H133ZM133 46H132V47H133ZM143 46H142V47H143ZM154 46H156V45H154ZM160 46H163V45L161 44ZM202 46H203V44H202ZM207 46H209V45H207ZM207 46H206V47H207ZM16 47H17V44H16ZM20 47H21V46H20ZM23 47H25V46H23ZM23 47H21V48L23 49ZM68 47H69V45H68ZM71 47H72V46H71ZM112 47H113V46H112ZM114 47H113V49H114ZM137 47H138V46H137ZM142 47H140L141 50L139 49V51H143V50H144V49L142 50ZM163 47H164V46H163ZM188 47L191 48L190 46H188ZM194 47H192V49H193ZM204 47H205V46H204ZM204 47H203V48H204ZM215 47H216V45H215ZM217 47H218V46H217ZM220 47H221V46H220ZM249 47H250V46H249ZM253 47H254V46H253ZM258 47H259V46H258ZM8 48H9V49H8ZM14 48H15V47H14ZM89 48H90V46H89ZM101 48H102V47H101ZM109 48H110V47H109ZM109 48L107 47V50H108ZM149 48H150V46H149ZM186 48H187V47H186ZM203 48H202V50H203L204 53H203V54L200 53V52H199V53L202 54V56H205V57L203 58L201 55H199V57L201 56V57H202V60H205V58H206V56H207L205 53H207L208 50L206 49L207 51H205V49H203ZM256 48H257V47H256ZM256 48H255V49H256ZM6 49L9 50V52L7 51V53L10 54V52H11V48L8 46ZM81 49H82V48H81ZM93 49H94V48H93ZM99 49H100V47H99ZM99 49H98V50H99ZM111 49H112V48H111ZM122 49H123V50H122ZM147 49H148V48H147ZM153 49H154V47L152 48V50H153ZM156 49H158V48L156 47ZM163 49H165V48H163ZM187 49H188V48H187ZM209 49H210V48H209ZM211 49H212V47H211ZM239 49H241V47H240ZM243 49H244V48H243ZM253 49H254V48H253ZM0 50H1V52H3V51H2V50H3V47H2V46L0 47ZM90 50H91V48H90ZM95 50H96V49H95ZM100 50H101V49H100ZM103 50H105V49H102V50H101V51H102L101 56H102V54H103ZM119 50H118V51H119ZM194 50H195V49H194ZM194 50H192V52H194V53H195V51H198V50H195V51H194ZM213 50H215V48H214ZM216 50H217V49H216ZM216 50H215V51H216ZM219 50H220V49H219ZM5 51H6V50H4V52H5ZM21 51H22V50H21ZM72 51H73V50H72ZM81 51H82V50H81ZM101 51H100V52H101ZM121 51H123L124 53L122 54ZM147 51H148V50H147ZM147 51H146V52H147ZM154 51H155V50H154ZM186 51H189V50H186ZM209 51L211 52V50H209ZM209 51H208V53H209ZM1 52H0L1 57L3 56V58H5L7 54L5 55V54H2ZM16 52H17V51H16ZM77 52H78V54H79V51H77ZM92 52H93V51H92ZM98 52H99V51H98ZM100 52H99V54H100ZM105 52H106V51H105ZM133 52H131V54H132V55H135ZM149 52H150V51H149ZM151 52H152V51H151ZM155 52H156V51H155ZM222 52H223V51H222ZM256 52H257V51H256ZM5 53H6V52H5ZM12 53H13V52H12ZM22 53H23V51H22ZM87 53H90V52H87ZM109 53H113V52H110V51H109ZM212 53H213V55L215 54L214 52H212ZM212 53H209V55L212 54ZM217 53H218V55H219V51H217ZM20 54H21V53H20ZM76 54H77V53H76ZM96 54H97V53H96ZM106 54H107V53H106ZM121 54H122V55H121ZM128 54H130V52H129ZM131 54H130V56L128 55V58H127V55H125V57H126L125 59H126V60L129 59V60H131V61H132V60L134 61L135 58H134V59H131ZM140 54H141V53H140ZM140 54H139V56H138V57L140 58V60H138V58H137V60H135L136 63L134 62L135 66H132V65H133V62H129V63H128L129 65L126 64L127 62L125 63L126 65H128L129 68H131V66H132V68H131L132 71H129V70H128V72H130V74H132L133 76H134V74L136 73V70H135L136 67H138V66H137V61L142 62V63H140V64H143V65H140V66H139L140 68L138 67V68L140 69V71H139V69L137 68V69H138V71H137V75H138V76H141V73L143 74V72H144V68L142 69L141 67L144 66V63L146 64L147 61H148V60H147V61L144 60L145 62H144L143 60L141 61V58H142V57H140V56H141ZM148 54H149V53H148ZM153 54H154V55H153ZM176 54H177V53H176ZM186 54H187V53H186ZM196 54H197V53H195V55H196ZM204 54H205V55H204ZM4 55H5V57H4ZM16 55L18 56V54H16ZM16 55H14V56H16ZM83 55L85 56V54H83ZM94 55H95V54H94ZM136 55H137V54H136ZM142 55H144V52H143ZM146 55H147V54H146ZM146 55H145V56H146ZM150 55H151V54H150ZM155 55H156V56H159L158 53H157V54L152 53V57L149 56V58H152V59H153V57H154ZM177 55H178V54H177ZM195 55H192V53H191V57H193V56H195ZM216 55H217V54H215V57H216ZM8 56H9V55H8ZM8 56H7L8 59L5 58V63H4V62H0V68H1V66H2L1 63H3V65L5 64L6 66H7L8 64L10 65V64L12 63V62L10 63V61H11L10 59H11V58H9V57H12V56H9V57H8ZM76 56H77V55H76ZM79 56H81V55H79ZM91 56H92V55H91ZM91 56L89 57L90 59H91ZM98 56H99V55H98ZM114 56H115V51H114ZM145 56H143V57H145ZM147 56H148V55H147ZM147 56H146V58H147ZM173 56H174V55H173ZM188 56L190 57L189 54H188ZM188 56H187V57H188ZM210 56H211V55H210ZM210 56H209V57H210ZM257 56H258V55H257ZM1 57H0V60L3 61V59H2ZM77 57H78V56H77ZM85 57H86V56H85ZM104 57H106V56L104 55ZM104 57H103V58H104ZM108 57L112 58V55H111V56L108 55ZM108 57L106 58L107 61H108ZM119 57H118V55H117V57H114V58H113L114 61L119 60V59H118ZM132 57H133V56H132ZM135 57H136V56H135ZM13 58H15V57H12V61H13ZM149 58H148V59H149ZM155 58H159V57H155ZM162 58H163V57H162ZM162 58L160 57L161 60H162ZM176 58H177V57H176ZM182 58H183V57H182ZM193 58H194V57H193ZM193 58H191V59H193ZM197 58H198V56H197ZM218 58H219V56H218ZM15 59H16V58H15ZM78 59H79V58H78ZM83 59H84V58H83ZM86 59H87V61H88V58H86ZM98 59H99V60H100V59L102 60V57L99 56ZM115 59H116V60H115ZM123 59H124V58H123ZM125 59H124V60H125ZM143 59H144V58H143ZM152 59H151V60H152ZM216 59H217V58H216ZM6 60H7V61L10 60V61H9L8 63H6V62H7ZM109 60H110V62L112 61L111 59H109ZM151 60H150V62H152ZM153 60H154V59H153ZM156 60H159V59H156ZM161 60H160V61H161ZM198 60L200 61L201 58L198 59ZM198 60H197V61H198ZM14 61H15V60H14ZM85 61H86V60H85ZM87 61H86V62H87ZM92 61H94V60H92ZM103 61H105V60H102V61H100V62L102 63ZM165 61H166V60H165ZM187 61L190 62V60H188V59H187ZM197 61H196L195 63H197ZM199 61H198V62H199ZM207 61H208V60H207ZM215 61H216V60L214 59L213 64L216 63ZM81 62H82V61H81ZM96 62H97V61H96ZM98 62H99V61H98ZM98 62H97L96 64H97V65H101V63L99 64ZM118 62H119V61H118ZM123 62H125V61H123ZM139 62H138V63H139ZM148 62H149V61H148ZM150 62H149V65L151 66V64H152L153 62H152V63H150ZM175 62H176V59H175ZM177 62H178V61H177ZM208 62H209V61H208ZM208 62H207V63H208ZM217 62H218V61H217ZM13 63H14V62H13ZM13 63H12V64H13ZM15 63H17V62H15ZM15 63H14V64H15ZM107 63H109V62H107ZM112 63H113V61H112ZM114 63H115V62H114ZM114 63H113L112 65H114ZM120 63L123 64L122 61L120 60V62L117 63L116 65H118V64H120ZM157 63H159V62H156V66H157ZM172 63H173V62H172ZM207 63H206V64H207ZM209 63H210V62H209ZM209 63H208V64H209ZM14 64H13V66H14ZM81 64H83V63H80V65H81ZM88 64H89V63H88ZM88 64H86V65H88ZM91 64H92V63L90 62V65H91ZM110 64H111V63H110ZM121 64H120V68H119V69H121V66H122ZM153 64H154V63H153ZM160 64H161V63H160ZM169 64H170V63H169ZM169 64H168V66H169ZM192 64H193V62H192ZM92 65H94V63H93ZM104 65H106L105 62H103V65H101V67H100V66H99V67L102 69V68L105 67ZM107 65H108V64H107ZM123 65H124V64H123ZM126 65H125V68H128ZM146 65H148V63H147ZM146 65H145V66H146ZM162 65H163V66H166L167 63H166L165 65H164V63L161 64V69H163V68H162V67H163ZM190 65H191V64H190ZM190 65H189V66H190ZM200 65H203V63L200 64ZM81 66H82V65H81ZM102 66H104V67H102ZM195 66H196V65H195ZM198 66H199V65H198ZM7 67H9V66H7ZM7 67H5V68H7ZM10 67H11V66H10ZM92 67H93V66H92ZM99 67H98V69H99ZM110 67H111V68H108V69H110L111 71H112V69H116V68H115V65H114V68H112L111 65H110ZM118 67H119V66H118ZM133 67H135V68L133 69ZM146 67H147V66H146ZM146 67H145V68H146ZM154 67H155V66H154ZM169 67H170V66H169ZM179 67H180V66H179ZM84 68H85V67H84ZM86 68H87V67H86ZM88 68H89L88 70H89V72H90L91 70H90L89 65H88ZM122 68H123V67H122ZM148 68H149V66H148ZM157 68H158V66H157ZM159 68H160V67H159ZM164 68H165V67H164ZM193 68H194V67H192V69H191V68H190V69L193 70ZM11 69H12V68H11ZM15 69H16V68H15ZM15 69H14V70H15ZM91 69H92V68H91ZM101 69H99V70H101ZM106 69H107V67H106ZM106 69H105V70H106ZM141 69H142L143 72L141 71ZM155 69H156V67H155ZM166 69H168V68H166ZM166 69H165V71H168V70H169V69H168V70H166ZM179 69H180V68H179ZM0 70H1V69H0ZM6 70L8 71V69H5V71H6ZM83 70H84V69H83ZM94 70H95V69H94ZM96 70H97V68H96ZM99 70H98V71H99ZM102 70H103V69H102ZM122 70L124 71L125 69H122ZM122 70H121V74H123ZM126 70H127V69H126ZM133 70H134V72H133ZM145 70H147V68H146ZM149 70L151 71V69H149ZM153 70H154V69H153ZM153 70H152V71H153ZM172 70H173V69H172ZM191 70H190V73H191ZM198 70H199V67H198ZM9 71H10V70H9ZM86 71H87V69H86ZM107 71H108V70H107ZM157 71H158V70H154V71H153V74H154V72L156 73ZM162 71H163V70H162ZM177 71H178V70H177ZM2 72H3V71H0V73H2ZM11 72H12V70H11ZM15 72H16V71H15ZM87 72H88V71H87ZM92 72H94V71L92 70ZM99 72L101 73V71H99ZM103 72H104V71H103ZM115 72H116V71H115ZM124 72H125V71H124ZM131 72H132V73H131ZM139 72H140V75H139ZM146 72L148 73V71H146ZM146 72H145L144 76L146 75V77H148ZM171 72H172V71H171ZM217 72H219V71H217ZM83 73H84V72H83ZM94 73H95V72H94ZM97 73H98V72H97ZM107 73H108V72H107ZM117 73H118V70H117ZM162 73H163V72H162ZM190 73H189V74H190ZM194 73H195V72H194ZM194 73H193V74H194ZM198 73H199V72H198ZM206 73H207V72H206ZM213 73H214V72H213ZM220 73H221V72H220ZM6 74H7V73H6ZM11 74H12V73H11ZM13 74H14V73H13ZM95 74H96V73H95ZM105 74H106V73H105ZM114 74H115V73H113V75H114ZM125 74H126V72L124 73V75H125ZM127 74H128V73H127ZM130 74H129V75H130ZM153 74H152V77H153ZM156 74H157V73H156ZM158 74L160 75V74H161V71H160ZM0 75H1V74H0ZM2 75H4V73H3ZM85 75H86V73H85ZM100 75H101V74H100ZM100 75H99V77H100ZM129 75H127V76H129ZM135 75H136V74H135ZM164 75H166V73H165V74L163 73V77H164ZM174 75H175V73H174ZM5 76H6V75H5ZM8 76H11V75H8ZM15 76H17V75H15ZM87 76H88V75H87ZM87 76H86V77H87ZM89 76H90V75H89ZM103 76H104V75H103ZM103 76H101L102 79L105 78V80H106V79H107V75H106V77H105V76L103 77ZM109 76H110V75H109ZM114 76H115V75H114ZM114 76H113V78L110 77L111 80H110V78L108 77V79H107L106 81L108 82V80H110V81L108 82L109 84L105 81L108 85L105 83L106 86H104V87H105L106 89L102 88V89H104V90H106V91H110L109 93H111L112 90H116V89H118V87H116V85L113 84V83H114V82L116 83V80L118 79V78L116 79V77L119 76V75L117 74L115 77H114ZM122 76H123V75H122ZM130 76H131V75H130ZM130 76H129V77H130ZM133 76H131V79H127V80H131V81H133L132 79H134V82H133V83H131L130 81L127 83V81L124 79V81L126 82V84H128V86L126 85L128 88H130L131 86H133V85H131V84L136 83V82H135L136 79H135ZM156 76H157V75H155L154 78H155ZM171 76H172V75H171ZM177 76H178V75H177ZM180 76H181V75H180ZM189 76L191 77L192 75H189ZM215 76H216V75H215ZM219 76H220V75H219ZM11 77H13V75H12ZM11 77H10V78H11ZM90 77H91V76H90ZM149 77H150V76H149ZM152 77H150L149 79L146 78V80L149 81ZM161 77H162V76H161ZM15 78H16V77H15ZM91 78H92V77H91ZM97 78H98V77H97ZM114 78H115V81L112 83V81L114 80ZM123 78H125V76H124ZM138 78H140V77H138ZM138 78H137V79H138ZM141 78H142V77H141ZM157 78H158V76H157ZM159 78H160V77H159ZM171 78H172V77H171ZM175 78H176V76H175ZM178 78H179V77H178ZM195 78H196V76H195ZM195 78H194V79H195ZM7 79H9V78H7ZM7 79H5V80H7ZM17 79H18V76H17ZM88 79H89V78H88ZM100 79H101V78H100ZM100 79L98 78L97 80L99 81ZM152 79H153V78H152ZM179 79H180V78H179ZM215 79H216V78H215ZM3 80H4V79H3ZM21 80H22V79H21ZM144 80H145V78H144ZM155 80H156V78H155ZM169 80H170V78H169ZM195 80H196V79H195ZM216 80H218V79H216ZM0 81H1V80H0ZM15 81H16V80H15ZM15 81H14V82H15ZM89 81H91V80H89ZM117 81H118V80H117ZM119 81H120V80H119ZM122 81H123V80H122ZM138 81H139V82H143V83L146 82L145 84L147 85V81H145V82H144L143 80H142V81H141V80H138ZM151 81H152V80H151ZM153 81H154V80H153ZM161 81H162V78H161ZM163 81H164V80H163ZM163 81H162V82H163ZM170 81H171V80H170ZM172 81H174V80H172ZM178 81H179V80H178ZM214 81H215V80H214ZM1 82H2V81H1ZM4 82H5V81H4ZM19 82H21V81H18V83H19ZM100 82H101V83H100V85H101L102 82H103V80L100 81ZM154 82H155V81H154ZM191 82H192V81H191ZM193 82H194V81H193ZM18 83H17V84H18ZM22 83H24V82H22ZM94 83H95V82H94ZM96 83H98V82L96 81ZM117 83H118V82H117ZM117 83H116V84H117ZM130 83H131V84H130ZM137 83H138V82H137ZM143 83H141L142 86L145 85V84L143 85ZM148 83H150V82H148ZM151 83H152V82H151ZM157 83L159 84L158 81H157ZM163 83H164V82H163ZM163 83H162V84H163ZM165 83H166V81H165ZM165 83H164V84H165ZM167 83L169 84L168 81H167ZM167 83H166V84H167ZM15 84H16V83H15ZM19 84H20V83H19ZM98 84H99V83H98ZM110 84H111V86L115 85V88L109 86ZM121 84H125V83H121V82H120V83L117 84V86H118V85L120 86ZM138 84H139V83H138ZM158 84H157V86H158ZM162 84H160V87H161V88H162V86H161ZM179 84H180V83H179ZM182 84H184V83H182ZM212 84H213V83H212ZM212 84H211V85H212ZM0 85L2 86L1 83H0ZM3 85H4V84H3ZM5 85H6V84H5ZM102 85H103V84H102ZM135 85L137 86V84H135ZM149 85H150V84H149ZM153 85H155V84H153ZM211 85H210V86H211ZM214 85H215V84H214ZM216 85H217V84H216ZM13 86H14V85H12V91L14 90V88H16V87L13 88ZM21 86H22V85H21ZM107 86L109 87L110 90H107ZM123 86H124V85H123ZM151 86H152V85H150V87H151ZM170 86H171V85H170ZM191 86H193V85L191 84ZM194 86H195V85H194ZM194 86H193V87H194ZM210 86H209V87H210ZM212 86H213V85H212ZM2 87H3V86H2ZM4 87H5V86H4ZM4 87H3V88H4ZM8 87H9V89L5 88V89H7V90H5V95H6V92H8V90H9V91L11 90V88H10L11 86L8 85ZM127 87H126L125 91L127 90ZM17 88H18V86H17ZM23 88H24V87H23ZM111 88H112V89H111ZM121 88H122V87H119L118 92L120 91ZM1 89H2V88H1ZM1 89H0V91H1ZM123 89H124V87H123ZM136 89H137V87H136ZM140 89H141V87H140ZM140 89H139V90H140ZM143 89H144V88H142V91L144 92ZM153 89H154V88H153V86H152V90H153ZM157 89H158V88H157ZM162 89H164V88H162ZM162 89H161L160 91H162ZM190 89H191V88H190ZM192 89H193V88H192ZM194 89H195V87H194ZM210 89H211V88H210ZM2 90H3V89H2ZM130 90H131V89H130ZM149 90L151 91V89H149ZM149 90H148V89H145V91H149ZM186 90H187V89H186ZM196 90H197V89H195V91H196ZM12 91H11V92H12ZM14 91H16V90H14ZM14 91H13V92H14ZM18 91H19V90H18ZM106 91H105V92H106ZM121 91H123V90H121ZM121 91H120V92H121ZM133 91H134V89H133ZM136 91H137V90H136ZM142 91H140V92L143 94ZM150 91H149V92H150ZM156 91H159V90H156ZM195 91H193V93H196ZM13 92H12V93H13ZM127 92H128L129 95H130L132 91L129 92V89H128ZM153 92H154V91H153ZM113 93L115 94V93H117V92L114 91ZM113 93H112V96H113ZM121 93H122V92H121ZM128 93H126V94H128ZM137 93H139V91H138ZM157 93H158V92H157ZM159 93H160V92H159ZM159 93H158V94H159ZM0 94H1V93H0ZM2 94H3V92H2ZM9 94H10V93H9ZM16 94H17V93L15 92V95H16ZM18 94H19V92H18ZM104 94H106V93H104ZM118 94H119V93H118ZM133 94H134V93H133ZM133 94H131V95H133ZM145 94H146V92H145ZM150 94H152V93H150ZM150 94H149V96H150ZM3 95H4V94H3ZM106 95H108V94H106ZM129 95H128V96H129ZM134 95H135V94H134ZM191 95H192V94H191ZM6 96H7V95H6ZM6 96H5V97H6ZM116 96H117V95H116ZM116 96H115V98H116ZM128 96H125V94H124V96H122V97H124V98H122V99L125 100V98H127ZM142 96H143V95H140V97H142ZM152 96H153V95H152ZM160 96H161V95H160ZM162 96H163V95H162ZM166 96H167V95H166ZM203 96H204V95H203ZM16 97H18V96L16 95ZM106 97H107V96H106ZM117 97H118V96H117ZM119 97H120V96H119ZM135 97H136V98L138 97V103H139V100H141V102H142V101H144V100L146 99V98H145V95L143 96V97L145 98L144 100L139 99V96H135ZM146 97H147V95H146ZM150 97H151V96H150ZM150 97H149V98H150ZM158 97H159V96H158ZM192 97H194V96H192ZM13 98H15V96H14ZM108 98H109V97H108ZM115 98H114V99H115ZM128 98L130 99V96H129ZM151 98H153V97H151ZM155 98H156V97H155ZM161 98H162V97H161ZM189 98H190V96H189ZM1 99H3V101H4V97H1ZM110 99L113 100L112 98H110ZM110 99H109V100H110ZM153 99H154V98H153ZM153 99H152V102H153ZM156 99H157V98H156ZM158 99H159V98H158ZM198 99H199V98H198ZM5 100H6V99H5ZM13 100H15V99H12V101H13ZM149 100H150V99H149ZM199 100H200V99H199ZM249 100H250V99H249ZM1 101H2V100H1ZM114 101H115V100H114ZM114 101H113V102H114ZM120 101H121V99H120ZM146 101H147V99H146ZM161 101H162V100H161ZM161 101H160V103H161ZM164 101H165V99H164ZM194 101H195V99H194ZM200 101H202V100H200ZM205 101H206V100H205ZM10 102H11V101H10ZM110 102H111V101H110ZM118 102H119V100H118ZM121 102H122V101H121ZM124 102H125V101H124ZM135 102H136V101H135ZM135 102H134V104H135ZM141 102L139 103L140 106L144 104V103L141 104ZM144 102H145V101H144ZM162 102H163V101H162ZM208 102H209V101H208ZM2 103L4 104V102H1V104H2ZM122 103H123V102H122ZM127 103H128V101H127ZM129 103H130V100H129ZM129 103H128V104H129ZM146 103H147V102H146ZM146 103H145V104H146ZM148 103H149V102H148ZM157 103H158V102H157ZM157 103H155V104H157ZM166 103H167V102H166ZM199 103H200V102H199ZM202 103H203V102H202ZM13 104H14V103H13ZM130 104H132V103H130ZM130 104H129V105H130ZM134 104H133V106H137V105H138L137 103H136L137 105H134ZM203 104H204V103H203ZM205 104H206V103H205ZM146 105H147V104H146ZM158 105H159V104H158ZM164 105H165V104H164ZM198 105H199V104H197V106H198ZM0 106H1V105H0ZM8 106H9V105H8ZM10 106L12 107V105H10ZM116 106H117V105H116ZM130 106H131V105H130ZM130 106H129V107H125V108H130ZM138 106H139V105H138ZM143 106H144V105H143ZM149 106H150V105H149ZM151 106H152V105H151ZM5 107H6V106H5ZM121 107H123V105H121ZM147 107H148V106H146V107H144V108H147ZM156 107H157V106H156ZM159 107H160V106H159ZM201 107H202V106H201ZM212 107H213V106H211V108H212ZM0 108H1V107H0ZM114 108H115V107H114ZM118 108H119V107H118ZM144 108H143V109H144ZM154 108H155V107H154ZM160 108H162V107H160ZM160 108H159V109H160ZM197 108H198V107H197ZM9 109H10V108H9ZM122 109H123V108H122ZM131 109H132V108H131ZM135 109H137V108H135ZM138 109L141 110L142 108L140 109V107H139ZM138 109H137V110H138ZM143 109H142V110H143ZM147 109H149V108H147ZM175 109H176V108H175ZM177 109H178V108H177ZM128 110L130 111V109H127V111H128ZM139 110H138V112H139ZM156 110H157V108H156ZM164 110H165V109H164ZM198 110H199V108H198ZM200 110H202V109H200ZM203 110H204V109H203ZM209 110H210V107H209ZM9 111H10V110H9ZM131 111H135V110H131ZM143 111L148 112L149 110H143ZM150 111H151V110H150ZM207 111H208V110H207ZM213 111L215 112L214 109H213ZM1 112H2V111H1ZM10 112H11V111H10ZM10 112H9V113H10ZM156 112H157V111H156ZM165 112L167 113L168 111H165ZM204 112H205V111H204ZM209 112H210V111H209ZM127 113H128V112H127ZM140 113H141L140 116H142V115L144 114L142 111H141ZM142 113H143V114H142ZM148 113H149V112H148ZM151 113H152V112H151ZM158 113H159V110H158L157 114H158ZM132 114H135V113H132ZM146 114H147V113H146ZM149 114H150V113H149ZM161 114H162V113H161ZM167 114H168V113H167ZM127 115H128V114H127ZM130 115H131V114H130ZM135 115H137V114H135ZM147 115H148V114H147ZM133 116H134V115H133ZM133 116H132V117H133ZM140 116H139V117H140ZM144 116H145V114H144ZM159 116H160V115H159ZM159 116H158V117H159ZM165 116H166V115H165ZM180 116H181V115H180ZM134 117H136V116H134ZM139 117H138V118H139ZM168 117H169V114H168V116L166 117V118H167L166 121H169V120H168ZM136 118H137V117H136ZM141 118H142V117H141ZM145 118H147V117H145ZM152 118H153V117H152ZM159 118H160V117H159ZM163 118H164V117H163ZM176 118H177V113H176ZM179 118H180V117H179ZM199 118H200V117H199ZM201 118H202V117H201ZM127 119H128V118H127ZM127 119H126V121H127ZM129 119H131L130 116H129ZM142 119H144V118H142ZM149 119L151 120V122H153L151 118H149ZM149 119H148V120H149ZM169 119H170V118H169ZM172 119H173V118H172ZM146 120H147V119H146ZM146 120H145V121H146ZM153 120L155 121V119H153ZM156 121H157V120H156ZM176 121H177V119H176ZM182 121H183V120H182ZM182 121H181V122H182ZM127 122H128V121H127ZM138 122H139V119H138ZM142 122H143V121H142ZM142 122H141V123H142ZM151 122H149V123H151ZM4 123H5V122H4ZM6 123H7V122H6ZM130 123L132 124V123H134V122H131V121H130ZM141 123H140V124H141ZM149 123H148V124H149ZM168 123H170V122H168ZM125 124H126V123H125ZM125 124H123V126H124ZM134 124H136V123H134ZM146 124H147V123H146ZM146 124H145V125H146ZM153 124H154V123H153ZM171 124H172V123H171ZM2 125H3V124H2ZM5 125H6V124H5ZM129 125H130V124H129ZM150 125H151V126H149V125H147V126H149V128L151 127V129L154 128V126H155V124H154V126H153L152 124H150ZM167 125H168V124H167ZM169 125H170V124H169ZM169 125H168V126H169ZM174 125H175V124H174ZM127 126H128V125H127ZM134 126H135V125H134ZM134 126L132 127V129H134ZM140 126H141V125H140ZM147 126H146V128H147ZM157 126H158V125H156L155 127L157 128ZM4 127H5V126L3 125V128L1 129L2 131L6 128V127H5V128H4ZM136 127L138 128V125H136ZM136 127H135L134 130L137 129ZM142 127H143V126H142ZM164 127H165V126H164ZM127 128H128V127H127ZM139 128H140V127H139ZM139 128H138V129H139ZM149 128H148V129H149ZM167 128H168V127H167ZM154 129H155V128H154ZM154 129H152V131H153ZM174 129H175V128H174ZM155 130H156V129H155ZM158 130H160V128H159ZM130 131H131V130H130ZM144 131H145V130H144ZM148 131H149V130H148ZM160 131H161V130H160ZM163 131H164V130H163ZM3 132H4V131H3ZM3 132H1V133H3ZM7 132H8V131H7ZM140 132H141V131H139V135H140ZM155 132H156V131H155ZM164 132H166V133L168 134L167 130L164 131ZM174 133H175V132H174ZM135 134H136V133H135ZM141 134H142V133H141ZM143 134H144V133H143ZM145 134H146V132H145ZM159 134H161V132H160ZM164 134H165V133H164ZM2 135H3V134H2ZM130 135H131V134H130ZM137 135H138V134H136L135 136L137 137ZM139 135H138V136H139ZM146 135H147V134H146ZM156 135H158V134L155 133V136H156ZM147 136H148L147 140H149V134H148ZM161 136H162V135H161ZM161 136H160V138H161ZM170 136H171V134H170ZM195 136H196V135H195ZM129 137H130V136H129ZM157 137H159V136H157ZM197 137H198V135H197ZM2 138H3V137H2ZM151 138H152V136H151ZM151 138H150L151 141L149 140V142H152V143H150L151 146H152V144H153V148H157L159 145H158V144H155L156 141H155L154 138H153V139H154L155 142H153V140H152ZM176 138H178V137H176ZM179 138H180V137H179ZM170 139H171V138H170ZM196 139H197V138H196ZM196 139H194V141H192L193 144H195V140H196ZM204 139H205V138H204ZM130 140L132 141V136H131ZM136 140H137V139H136ZM141 140H142V139H140V142H141ZM145 140H146V139H145ZM164 140H165V139H164ZM178 140H179V139H178ZM178 140H176V141H178ZM207 140H208V139H207ZM1 141H2V140H1ZM138 141H139V140H138ZM165 141L168 142L167 140H165ZM205 141H206V140H205ZM145 142H146V141H145ZM158 142H159V141H158ZM162 142H163V141H162ZM135 143H136V142H135ZM156 143H157V142H156ZM159 143H160V142H159ZM179 143H180V142H179ZM137 144H138V142H137ZM154 144H155V145H154ZM156 145H158V146H157V147H154V146H156ZM160 145H161V144H160ZM166 145H167V144H166ZM172 145H173V144H172ZM177 145H178V144H177ZM185 145H186V144H185ZM195 145H196V144H195ZM139 146H140V145H139ZM151 146H150V147H151ZM161 146H162V145H161ZM175 146H176V145H175ZM146 147H149V145L146 146ZM164 147H165V146H164ZM167 147H168V146H167ZM171 147H172V146H171ZM185 147H186V146H185ZM193 147H194V145H193ZM140 148H141V146H140ZM144 148H145V145H144ZM158 148H159V147H158ZM158 148H157V149H158ZM160 148L164 150V148H162V147H160ZM160 148H159V150L161 151ZM178 148H179V147H178ZM148 149H149V148H148ZM168 149H170V148L168 147ZM176 149H177V147H176ZM179 149H180V148H179ZM159 150H157V151L159 152ZM147 151H148V150H147ZM154 151L157 152L156 149H155ZM172 151H173V150H172ZM175 151H176V150H175V147H174V152H175ZM184 151H185V150H184ZM151 152H152V149H151ZM162 152H163V151H161V153H158V154H159L158 156H160L161 154L163 155L164 153H166L165 151H164L163 153H162ZM176 152H177V151H176ZM179 152H180V151H179ZM143 153H144V151H143ZM148 153H150V149H149ZM145 154H146V153H145ZM148 155H149V154H148ZM153 155H154V154H153ZM153 155H152L151 158L154 157ZM165 155H166V154H164V157L160 156V160L163 159V158H167V157L169 158V156L166 157ZM144 156H145V155H144ZM171 156H172V155H171ZM146 157H147V159H148V156H147V155H146ZM149 157H150V156H149ZM172 157H173V156H172ZM213 157H214V156H213ZM154 158H156V157H154ZM154 158H153V159H154ZM157 158H158V157H157ZM174 158H176V157H174ZM149 159H150V158H149ZM155 160H156V159H154L153 161H155ZM163 160H164V159H163ZM163 160H162V162L164 163ZM176 160H177V159H176ZM158 161H159V160H158ZM167 161H168V160H166L165 163H166ZM170 161H171V159L169 158V161H168V162H170ZM173 161H174V160H173ZM173 161H171V162H173ZM160 162H161V161H160ZM162 162H161V163H162ZM171 162H170V163H171ZM182 162H183V161H182ZM182 162H181V163H182ZM188 162H189V160L187 159V163H188ZM190 162H191V161H190ZM154 163H155V162H154ZM157 163H158V162H157ZM157 163H156V165H157ZM165 163H164V165H165ZM178 163H179V162H178ZM178 163H177V164H178ZM193 163H194V162H193ZM166 164H168V163H166ZM183 164H184V165H187V164H185V162H183ZM190 164H191V163H190ZM158 165H159V164H158ZM158 165H157V166H158ZM166 166H167V165H166ZM166 166H164V167H166ZM172 166H173V164H172ZM176 166H177V165H176ZM189 166H190V165H189ZM158 167H159V166H158ZM169 167H170V166H169ZM192 167H194V166L192 165ZM160 168H161V167H160ZM166 168H167V167H166ZM184 168H186V166H185ZM189 168H190V169H193V168H191V167H189ZM169 169H170V168H169ZM176 169H177V167H176ZM180 169H181V167H180ZM198 169H199V168H198ZM166 170H167V169H166ZM174 170H175V169H174ZM178 170H179V168H178ZM178 170H177V171H178ZM184 170H185V169H184ZM194 170H195V169H194ZM187 171H188V170H187ZM187 171L185 170V172H187ZM195 171H196V170H195ZM167 172H168V171H167ZM175 172H176V171H175ZM192 172H193V171H192ZM181 173H182V172H181ZM191 174H192V173H191ZM193 174H194V172H193ZM193 174L190 175V171H189L188 174H186V175H188L187 177L190 178V179H188V180H189L188 183H190V184H191L192 182H194V179H195V174H194V175H193ZM166 175H167V174H166ZM184 175H185V174H184ZM184 175H183V176H184ZM189 175H190V177H189ZM196 175H197V174H196ZM204 175H205V174H204ZM187 177H186V178H187ZM200 180H201V179H200ZM203 181H204V180H203ZM203 181H202V182H203ZM202 182H201V184L203 185L204 188H203L201 185H200V186H201L200 188H203V189H204V191L202 190V193H205V192H206V194H205V196L207 195V197H205V198H207V199L205 200V203H206V201H207L208 198H209V197H208L209 189H211V188H209L208 190L205 191V189H206L205 187H207V186H206V181L203 182V183H205V186H204V184H203ZM195 183H196V181H195ZM193 184H194V183H192V187H193ZM194 185H195V184H194ZM207 185H208V184H207ZM210 185H211V184H210ZM192 187H190V191H191V192H193L194 190H196V189H194V188L192 189ZM210 187H211V186H210ZM195 188H197V187H195ZM191 189H192V190H191ZM212 189H213V188H212ZM212 189L210 190V192L212 191ZM176 190H177V189H176ZM190 191H189V189H188V192H190ZM175 192H176V191H175ZM175 192H174V194H177V193H175ZM197 193H198V192H197ZM190 195H191V194L189 193V196H190ZM203 195H204V194H203ZM172 196H173V194H172ZM193 196H194V194H193ZM195 196H196V194H195ZM198 196H199V195H198ZM198 196L196 197L197 202H199L198 199H199V197H200V196H199V197H198ZM203 197H204V196H203ZM203 197H201V201H202ZM210 197H211V196H210ZM213 197H214V196H213ZM173 198H174V197H173ZM176 198H177V196H176ZM211 198H212V197H211ZM211 198H210V199H211ZM210 199H209V200H210ZM214 199H215V198H213V202H212V203H215V202H214ZM191 200H192V199H191ZM209 202H210V201H207V204H208ZM195 204L197 205V203H195ZM201 204L203 205V201L201 202ZM207 204H206V205H207ZM216 204H217V203H216ZM202 205H201V208H202V210H203L205 207L202 206ZM211 205L213 206V204H211V203H209V204L207 205V210L209 209V206H211ZM214 205H215V204H214ZM212 206H211V207H212ZM213 207L215 208V206H213ZM213 207H212V209H213ZM201 208L199 209V211L202 212ZM219 208H220V207L218 206V208H217L216 210H218ZM205 209H206V208H205ZM212 209H211V210H212ZM224 209H225V208H224ZM181 210H182V209H181ZM207 210H205L206 213H207ZM213 210H214V209H213ZM220 210H223V209H219V212H220ZM199 211H198V212H199ZM208 211H209V212H208L207 214L210 213V210H208ZM201 212H199V214L202 216V213H201ZM214 212H215V211H214ZM219 212H218V213H219ZM211 213H213V212H211ZM211 213H210V215H212ZM215 213H216V212H215ZM190 214H191V213H190ZM190 214H189V215H190ZM197 214H198V213H197ZM191 215H192V214H191ZM191 215H190V216H191ZM200 215H198V216H200ZM219 215L221 216L220 213H219ZM219 215H218V217H219ZM224 215H225V214H224ZM203 216L206 217L207 215L204 214ZM203 216H202V217H203ZM208 216H209V215H208ZM215 216H216V215H215ZM211 217H212V216H211ZM218 217H216V218H218ZM219 218H220V217H219ZM219 218H218V219H219ZM214 219H215V218H214ZM218 219H217V221H218ZM203 220H204V219H203ZM224 220H225V219H224ZM219 221H221V220H219ZM197 223H198V225L201 224V223H199V222H197ZM217 223H218V222H217ZM217 223H216V224H217ZM257 223H259V222H257ZM235 225H236V224H235ZM258 225H259V224H258ZM199 226H200V225H199ZM199 226H198V227H199ZM187 227H188V225H187ZM193 227H194V226H193ZM193 227H192V228H193ZM200 227H201V226H200ZM228 227H230V226H228ZM228 227H226V228H228ZM258 227H260V226H258ZM262 227H263V225H262ZM262 227H261V229H259V231H257V232H259V233L257 234V236H258L259 234H260V236L263 235L262 233H263L264 231H262V230H263ZM235 228H236V227H235ZM255 228H256V227H255ZM194 229H195V228H194ZM197 229H198V228H197ZM217 229H218V228H217ZM229 229H230V228H229ZM238 229H239V228H238ZM257 229H258V228H257ZM223 230H224V229H223ZM255 230H256V229H255ZM195 231H196V230H195ZM221 231H222V230H221ZM234 231H235V230H234ZM260 231H261V233H260ZM228 232L231 233L230 230H228ZM198 233H199V232H198ZM212 233H213L212 235H215L214 232H212ZM210 234H211V233H210ZM229 235H230V234H229ZM232 235L234 236V233H232L231 236H232ZM236 235H237V234H236ZM236 235H235V236H236ZM172 236H173V235H172ZM235 236H234V237H235ZM237 236H238V235H237ZM237 236H236V238H238ZM260 236H258L259 239H257V240H259V241H262V240H263V241H264V239H263L264 237H261V238H260ZM169 237H170V236H169ZM171 238H172V237H171ZM171 238H170V239H166V240H170L169 242H171V243H170V246L172 247L171 251H170V252L167 251L168 254H164V257H163V258L160 257L161 252L158 253L159 255H157V256H159V258H160V259L158 258V260L161 261V264H179V263H178L179 260H180V264H183V263H181V262L183 261V260L181 259V258H182L181 255H182V253H184V252L181 251V250L179 251V249L177 250L176 248H177L178 246H176L175 244H174V245L176 246V248H175L174 246L171 245V244H173L172 241H174V240H172ZM173 238H174V237H173ZM209 238L211 239V238H213V237H211V236L209 235ZM222 238H223V239H222ZM222 238H221V235H218V236H215L214 240L211 239V240H213V243L208 242V241H207V242H208V244L211 243V246L215 245V243H216V245H217V244L220 242V243L218 244V246H216V247H218V248L221 247V249L223 250L224 247H225V245L228 244L229 241H230V242H232V241H231V240H226L227 237H225V240H224V236H223ZM230 238H231V237H230ZM195 239H198V238H195ZM205 239H206V238H205ZM205 239H204V240H205ZM231 239H232V238H231ZM261 239H262V240H261ZM166 240H165V241H166ZM198 240H199V239H198ZM198 240H193V241H198ZM221 240L223 241L222 243H221ZM176 241H177V239H176ZM176 241H175V242H176ZM215 241H216V242H215ZM217 241H219V242L217 243ZM225 241H227V243L224 244V247L221 246V245H223V243H224ZM236 241H237V240H236ZM263 241H262V242H263ZM214 242H215V243H214ZM233 242H234V243H233ZM233 242H232V243H233V244H232L233 247H231V248H235V249H236L237 246L234 245L236 242H235V241H233ZM262 242H261V243H262ZM181 243H182V242H181ZM176 244H177V243H176ZM229 245H230V244H229ZM166 246L168 247L169 245H166ZM179 246H180V243H179ZM230 246H231V245H230ZM183 247H184V246H183ZM183 247H182V248H183ZM209 247H210V246H209ZM163 248H164V246H163ZM163 248H162V249H163ZM165 248H166V247H165ZM165 248H164V249H165ZM179 248H181V247H179ZM226 248H227V251H223V252H224V253H223L222 250H221L220 253H222V254L219 253L218 255H219V256H220V255H223V257L220 256V258H221L222 260H224L226 263L228 262V263H231V264H236V261H239V260H238V259L236 260L235 256L232 255L233 253L235 254L236 250H235V249H232V250H234L235 252H233L232 250L230 251L229 248H228V245H226L225 249H226ZM231 248H230V249H231ZM164 249H163V250H164ZM167 249H168V248H167ZM175 249H176V250H175ZM183 249H184V248H183ZM213 249H214V248H213ZM168 250H169V249H168ZM228 250H229V252H228ZM184 251H185V250H184ZM215 251H216V250H215ZM218 251H220V248H219ZM163 252H166V251L164 250V251H162V253H163ZM167 252H166V253H167ZM232 252H233V253H232ZM184 254L186 255L187 252H185ZM184 254H183V255H184ZM189 254H190V252L188 251V255H189ZM192 254H194V256L196 255L195 253H192ZM149 255H150V254H149V252H148V256H149ZM188 255H186L185 257H187ZM218 255H217V257L219 258ZM235 255H236V254H235ZM157 256H156V257H157ZM161 256H163V254H161ZM180 256H181V258H180ZM236 256H237V255H236ZM143 257H144V256H143ZM167 257H168V260H169V259L172 260L171 263H170V261L168 262V260H166ZM195 257H196V256H195ZM195 257H193V258H195ZM261 257H262V256H261ZM261 257H260V258H261ZM189 258H190V257H189ZM262 258H263V257H262ZM186 260H187V259H186ZM187 261H188V260H187ZM195 263H196V262H195ZM195 263H193V264H195ZM263 263H264V261H263ZM159 264H160V263H159ZM213 264H214V263H213ZM237 264H239V262H238Z\"/></svg>",
    "mask_w": 264,
    "mask_h": 264
}]
</instances>
